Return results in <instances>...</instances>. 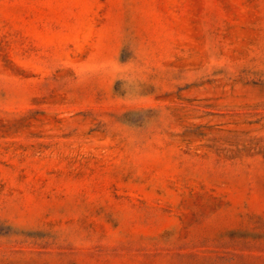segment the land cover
<instances>
[{"label":"rangeland","instance_id":"rangeland-1","mask_svg":"<svg viewBox=\"0 0 264 264\" xmlns=\"http://www.w3.org/2000/svg\"><path fill=\"white\" fill-rule=\"evenodd\" d=\"M0 264H264V0H0Z\"/></svg>","mask_w":264,"mask_h":264}]
</instances>
